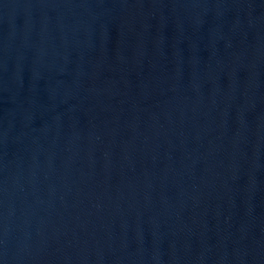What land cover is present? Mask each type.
I'll list each match as a JSON object with an SVG mask.
<instances>
[{
  "label": "water",
  "instance_id": "water-1",
  "mask_svg": "<svg viewBox=\"0 0 264 264\" xmlns=\"http://www.w3.org/2000/svg\"><path fill=\"white\" fill-rule=\"evenodd\" d=\"M0 264H264V0H0Z\"/></svg>",
  "mask_w": 264,
  "mask_h": 264
}]
</instances>
